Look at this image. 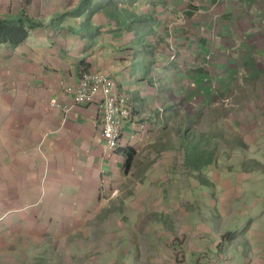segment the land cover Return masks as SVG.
<instances>
[{
  "label": "crops",
  "instance_id": "0c3cea01",
  "mask_svg": "<svg viewBox=\"0 0 264 264\" xmlns=\"http://www.w3.org/2000/svg\"><path fill=\"white\" fill-rule=\"evenodd\" d=\"M118 1L99 10L98 0H0V18L40 24L20 45L0 42V255L50 254L53 245L59 256L85 254L86 224L121 190L134 159L170 142L155 134L191 127L187 112L198 104L225 110L211 104L225 88L209 79L237 78L247 59L264 57V0H162L156 9ZM84 72L114 78L133 105L117 151L105 146L102 95L75 106L65 92ZM81 232L82 245L61 247Z\"/></svg>",
  "mask_w": 264,
  "mask_h": 264
},
{
  "label": "rangeland",
  "instance_id": "374dc122",
  "mask_svg": "<svg viewBox=\"0 0 264 264\" xmlns=\"http://www.w3.org/2000/svg\"><path fill=\"white\" fill-rule=\"evenodd\" d=\"M116 1L98 0L99 10L116 8ZM161 1L117 4L156 9ZM241 67L237 78L218 73L209 79L211 87L225 88L211 101L225 110L212 113L198 104L187 112L191 127L156 134L150 128L170 142L156 143L153 158L134 159L121 190L86 224L85 254L59 256L56 245L47 247H53L50 254L17 249L1 254L0 264H264V57ZM133 68L139 71L140 64ZM139 163L146 166L139 169ZM82 238L83 232L61 247L82 245Z\"/></svg>",
  "mask_w": 264,
  "mask_h": 264
},
{
  "label": "built area",
  "instance_id": "2783aa9c",
  "mask_svg": "<svg viewBox=\"0 0 264 264\" xmlns=\"http://www.w3.org/2000/svg\"><path fill=\"white\" fill-rule=\"evenodd\" d=\"M65 92L74 98V105H86L102 95L100 123L103 129L106 149L117 151L120 148L122 128L131 122L134 114L130 99L119 89L117 83L101 72H84L74 86H66ZM53 105L62 107L54 100Z\"/></svg>",
  "mask_w": 264,
  "mask_h": 264
},
{
  "label": "trees",
  "instance_id": "16d2710c",
  "mask_svg": "<svg viewBox=\"0 0 264 264\" xmlns=\"http://www.w3.org/2000/svg\"><path fill=\"white\" fill-rule=\"evenodd\" d=\"M39 25L30 18H0V42L12 46L20 45L29 37L30 30ZM132 158L133 154L131 153L128 156V165Z\"/></svg>",
  "mask_w": 264,
  "mask_h": 264
}]
</instances>
